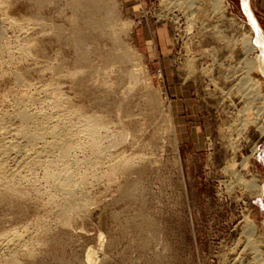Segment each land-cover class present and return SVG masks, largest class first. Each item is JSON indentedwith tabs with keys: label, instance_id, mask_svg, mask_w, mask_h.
Segmentation results:
<instances>
[{
	"label": "rangeland",
	"instance_id": "rangeland-1",
	"mask_svg": "<svg viewBox=\"0 0 264 264\" xmlns=\"http://www.w3.org/2000/svg\"><path fill=\"white\" fill-rule=\"evenodd\" d=\"M94 1L0 0V264H89L90 250L94 264H262L264 196L248 184L264 185L263 102L241 80L264 94V74L247 66L262 49L242 45L257 37L243 1L103 0L115 33ZM126 48L138 58L117 61ZM23 110L68 127L70 160L19 134Z\"/></svg>",
	"mask_w": 264,
	"mask_h": 264
},
{
	"label": "bare ground",
	"instance_id": "bare-ground-1",
	"mask_svg": "<svg viewBox=\"0 0 264 264\" xmlns=\"http://www.w3.org/2000/svg\"><path fill=\"white\" fill-rule=\"evenodd\" d=\"M223 1L224 0H214V4H215L216 9H220L222 7ZM242 1H243L244 9L248 15V18L250 19L252 28L256 32V36H257L256 40H253L250 36L246 37L244 40H242V45L245 48L247 54H249L251 51L255 50L254 49L255 46H260L262 49L260 55L256 56L253 59H247V60H249L247 62L248 63L247 66L250 69V73H251V71H254L253 69L259 68L263 71V74H264V35H263L261 27L259 26V24L256 22L255 18L253 17V14H252L251 9L249 7V0H242ZM103 2H104L103 0H95L93 2L94 7H95V9H93L94 10L93 12L98 13V14H103L102 15L103 16L102 17L103 22L105 23L107 28H110L115 33L117 31V25H116V23H114V21L111 18L112 11ZM108 3H110V2H108ZM114 7L112 8V6H111V8L113 10H114ZM114 35H116V34H114ZM77 42H79L78 44L81 43V41H77ZM138 56L139 55L137 54V52H135V50L131 49V48H126L124 51L118 50L117 52L114 53L115 59L119 62H122V63L131 61L135 58H138ZM138 66L139 65L135 64V67H138ZM138 70L139 69H133V71H131L129 73V76L134 81H136L138 79V75H139ZM249 75L250 74H248L247 77H245L241 80L242 92H243V94L245 93L248 96H252L251 99H253V101L261 100L263 102V106L257 107L256 109H257L259 115L264 114V94L262 91V86L260 84L261 82L260 81L259 82L254 81L253 78L248 77ZM250 102H251V100H250ZM18 117L22 122V127L18 131L22 137H24L26 139H30L31 141L33 140V141L40 142V141H43L45 137L51 136L52 141L46 142V145L48 147H51V149H57L60 152V158L62 160H66V161L70 160V154L72 151H74L75 145L73 143L74 142V136H72V133L68 129V127L61 126L62 124L61 125H58V124L54 125L55 123L51 122L50 119H45L44 123H39L37 121V119L34 118L35 116L34 115L32 116L31 113H29L26 110L19 112ZM60 122H62V121H60ZM52 123H54V124H52ZM32 124H35V126L38 127L36 131L31 130L30 127ZM63 124H65V123H63ZM93 124L94 125H92V123H89V125H88L89 127H87L86 129L83 128V130L82 129L81 130L84 133H86L87 136L89 137L90 148H92V149L96 150V152H98L102 148V146L100 144L99 137L97 136V132H96V126H98L99 124H96V123H93ZM261 128H264V127L262 126ZM79 132H81V131L79 130ZM263 132H264V129H263ZM94 154H96V153H94ZM66 168H68V167L66 166ZM66 168L63 170L62 173L60 172L58 175L55 176L56 180L58 181L56 185H58L57 188L59 189L60 192H62L63 194H66L68 196H71L74 194V187L69 185L68 176L70 175V173L68 174V171H67L68 169H66ZM127 168H130V164L127 165ZM67 174H68V176H67ZM3 176H4L3 172L0 171V181L2 180ZM16 176L17 175L14 174V178ZM242 183H246V180H242ZM248 188L251 191L257 190L259 195L264 196V185L260 186L257 182H252V183L248 184ZM70 206L74 209L78 208V205H76L75 203H71ZM245 228L247 229L248 237L249 238L253 237L255 232H256V227H255L253 220L249 221L248 226ZM255 249H256V247H255ZM87 258H88L87 261L89 262V264H94L95 259H96V253L93 250H90L88 252ZM259 262L264 264L263 259L260 257H259Z\"/></svg>",
	"mask_w": 264,
	"mask_h": 264
},
{
	"label": "crops",
	"instance_id": "crops-1",
	"mask_svg": "<svg viewBox=\"0 0 264 264\" xmlns=\"http://www.w3.org/2000/svg\"><path fill=\"white\" fill-rule=\"evenodd\" d=\"M122 4L135 7L140 6L142 4V0H122ZM255 10L264 26V0H255Z\"/></svg>",
	"mask_w": 264,
	"mask_h": 264
}]
</instances>
